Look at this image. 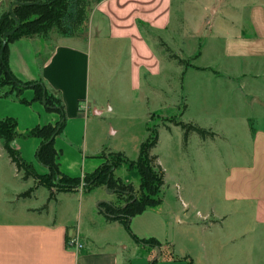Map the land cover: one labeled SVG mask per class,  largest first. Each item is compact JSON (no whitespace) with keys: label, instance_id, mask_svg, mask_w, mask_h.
<instances>
[{"label":"rangeland","instance_id":"rangeland-1","mask_svg":"<svg viewBox=\"0 0 264 264\" xmlns=\"http://www.w3.org/2000/svg\"><path fill=\"white\" fill-rule=\"evenodd\" d=\"M44 2L46 0H0V17L11 11L14 4L31 7L26 9L21 21L16 18L20 31L10 39L0 36L8 48L9 67L14 52L19 59L18 67L24 69L21 65L24 58L27 66L32 62L38 69L54 45L77 41L85 44L92 40L89 96L101 113L89 111L86 145L71 141V137L84 132L82 122L77 125L75 120L67 119L69 133H66V124L64 133L55 140V148L60 152L59 169L68 176L83 177L100 165L102 158L103 164H117L115 175L131 184L134 190L118 184L109 190L99 185L91 191L81 189L76 195L62 196L59 204L50 201L48 205L46 198L50 190L43 186L48 184L47 171L35 158L39 140L25 138L20 133L36 124L52 122L45 116L56 115L47 112L37 101L31 105L20 103L17 98L32 100L33 90L19 94L17 87L6 83L0 73V118L13 117L18 121L19 136L12 144L21 147L22 157L35 166L39 176L36 180H23V173L17 171L0 141V223L10 226L13 222L40 221L43 213L38 211L47 204L51 212L46 213L43 221L54 218L55 221L57 217L61 224L72 223L82 234L94 237L98 245L94 250L101 251L100 245L107 241L111 244L106 252H117L120 258L126 255L130 262L141 264L139 261L144 254L133 249L130 235L123 227L106 225L96 208L99 200L124 207L128 194L135 193L142 202H150L149 198L154 200L157 208L150 211L151 214L160 213L166 218L167 234L159 240L161 246L155 248L152 258H158L157 263L173 257L174 261L185 264L189 260L193 264H264V227L254 223L253 207L222 205L219 211L225 212V218L212 213L220 207L227 169L246 163L250 158L251 139L257 130L264 131V60H257L262 66L255 67L251 62L232 61L223 56L232 42L243 52L264 50V44L256 40L255 30L249 23L251 10L264 5V0H173L169 29L159 35L147 34L151 45L162 56V76L150 81V85L143 81L137 91L131 90L129 78L122 73L119 64L117 67L114 56L99 58L101 42L95 36L89 37L87 24L73 38H64L54 29L37 32L44 28L50 10L48 6L37 7ZM94 5L95 0H89L88 15ZM169 55L185 60L186 74H182L184 68ZM193 66L215 72L199 71ZM14 76L20 82H42ZM29 93L31 96L27 98ZM255 98L262 104L254 101ZM179 121L197 125L209 134L204 137L192 131L186 135L185 130L175 128ZM249 123L254 133H249ZM147 135L159 136L151 155L158 157L157 163L165 175L162 187L154 193L144 189L142 195L138 171L125 159L136 160ZM238 150L245 156L237 157ZM100 152L101 158L94 156ZM117 152L124 156H115ZM29 188H34L33 192L21 197ZM51 191L55 193V200L62 193L55 186ZM33 208L36 210L28 213ZM238 208L242 211L241 218L236 216ZM59 227L53 231L52 239L48 235L53 248V257L49 259L53 264L59 262ZM71 238L79 241L77 236L69 240Z\"/></svg>","mask_w":264,"mask_h":264},{"label":"crops","instance_id":"crops-1","mask_svg":"<svg viewBox=\"0 0 264 264\" xmlns=\"http://www.w3.org/2000/svg\"><path fill=\"white\" fill-rule=\"evenodd\" d=\"M172 6L173 0H103L98 3L95 2L88 15L86 24L87 30L89 28V37L95 36L101 42L99 58L114 56L119 62L115 63L117 67L119 64L122 73L125 72L124 74L129 78L132 91L139 90L143 81L150 85V81L158 80L162 76V56L151 45L147 34L150 32L159 35L160 32H166L169 29L172 21ZM138 21L147 25L144 27V33L140 31ZM249 23L255 30L256 40L264 44V5H257L251 10ZM233 43L227 45L225 52L223 50L225 58L232 61L251 62V66L253 64L255 67L262 66L256 61L264 60V50L256 53L243 52L240 47L236 48ZM92 54L93 44L92 40L89 39L85 44L77 41L54 45L46 58L40 62L38 69L33 66L32 62H30V66H27L24 58L21 60L24 69L18 67L20 64L15 52L10 59V69L18 78L41 80L49 91L56 93L61 98L67 119L69 121L75 120L77 125L82 122L84 132L79 133L76 138L71 137L72 143L77 145L82 142L84 145L87 143L85 127L89 120V111H95V114L101 113L97 103H92L89 96ZM186 72L185 69V74ZM27 96L29 98L31 94L29 93ZM26 100L30 102L29 105L33 103L32 100ZM50 114H55L56 117L45 116V118L46 120H53L52 122L47 121L43 125L36 124L27 128L20 135H24L36 126L55 124L58 115L56 113ZM41 115L39 114V116ZM66 133H69L68 121ZM249 133H251L250 130ZM34 139H38L40 144L39 138ZM251 140L250 158L246 163L231 165L227 169L222 185L221 208L215 209V213L212 210V213L214 216L225 218V212L219 211L222 210V205L226 208L229 206H231L229 208L232 206H242L243 208L251 206L254 211V223L264 227V131L257 130ZM12 142L11 146L21 154V147L17 144L13 146ZM201 143L206 142L202 141ZM100 154L101 152L94 156L101 158ZM87 156L85 155V157ZM236 156L242 158L245 153L238 150ZM101 160L100 165L103 164V159L101 158ZM33 168L36 169L34 165ZM44 171L47 170L44 168ZM80 190L72 193L62 192L53 202L57 201L59 204L62 196L76 195ZM47 204L49 205V203ZM48 205L47 209L43 210L42 207L40 212L38 211L40 214L43 213L40 221L33 219L27 222H13L10 226L0 223V264H53L49 259V257H53L51 239L53 231L59 226L61 228V246L58 254L59 262L55 264H134L128 260L124 251L122 253L125 255L124 258H120L117 252H106V247L111 244L107 241H103L100 245L101 251L94 250L98 247L94 237L91 234H82L80 228L72 223L63 222L61 224L57 217L55 221H53L55 218L51 221H43L46 213L49 212L50 214L51 212ZM155 208H149L131 219L130 229L138 238H157L159 241L167 234L166 218L160 213L151 214L152 212H150L154 211ZM240 209L238 208L236 211L238 218L242 216ZM35 210L36 208L29 209L28 213ZM97 213L101 215L99 212ZM104 223L112 225V227H122L118 223H109L105 219ZM73 236H77L79 241L81 240L82 249L68 247L69 238ZM131 240L132 245H134L132 246L133 249L144 254L143 260L139 263L149 264L156 254V249L136 244L132 238ZM157 264L185 263L163 258Z\"/></svg>","mask_w":264,"mask_h":264},{"label":"trees","instance_id":"trees-1","mask_svg":"<svg viewBox=\"0 0 264 264\" xmlns=\"http://www.w3.org/2000/svg\"><path fill=\"white\" fill-rule=\"evenodd\" d=\"M101 1L103 0H95L97 3ZM47 6L50 10L43 24L44 28L37 31L39 33H45L48 29H54L64 38H73L83 30L87 23L89 0H46L44 4L38 5L37 7ZM30 8V6L14 4L11 11L4 13L0 17V36H5L6 32L13 30L17 26L16 18L21 21L27 12L26 9ZM138 26L140 31L144 33V27L147 25L144 22L138 21ZM20 29L21 27L7 37L9 39L12 38ZM8 55L7 46L3 45V41L0 40V73L5 77L6 83H10L17 87L19 94H22L27 89H32L34 92L32 101L41 103L47 112L56 113L58 115V120L55 124L36 126L27 131L24 135H20L25 138L40 139V144L35 152V158L37 162L47 170L45 179L48 184H42L46 189L50 190L47 203L55 200V193L51 191L53 186L57 187L58 191L64 193L77 192L80 189L91 191L99 185L109 190L114 188L117 184L122 188H131L130 191L134 190L131 184L124 183L121 178L115 175L117 169V164L115 163L101 164L93 172L85 173L83 177H70L61 172L57 161L60 152L55 148V140L64 133L67 124V116L62 100L59 96H54L42 82H20L10 70ZM169 57L174 59L183 68L186 65L185 60L178 56L172 57L169 55ZM193 67L199 71L209 70L215 72L210 68ZM182 74H185V68ZM0 84H2L1 81ZM17 100L25 105L30 104V102L24 98H17ZM175 125L185 130L186 135L192 131L204 137L209 134L205 129L192 123L179 121ZM249 128L251 133H254L252 123H249ZM17 136H19V134L17 132L16 119L12 117L0 118V141L8 158L15 165L17 171L23 173V180H36L39 176L33 168V165L25 161L21 157V154L11 146L12 140ZM157 143V136L152 137L148 135L146 141L141 143L136 160L133 162L125 159L131 167H136L138 171L140 187L142 189L140 192L142 195L144 189L152 193L156 191V189L162 187L164 183L165 172L157 163L158 157L151 155V149L155 148ZM114 155L118 157L124 156L123 153L120 152ZM33 190L34 188H29V190L21 194V197H28ZM149 199L150 202H142V199H139L135 193H130L128 194L127 205L124 207L116 206L110 201L101 200L97 203V209L107 222L120 224L136 244L158 248L161 244L157 239H140L135 236L130 229V222L134 216L149 208L157 207L154 200L151 198ZM42 209H47V204L44 205ZM157 259L158 258L152 259L149 264H157ZM171 259L174 260L173 257H171ZM187 264H193V262L189 260Z\"/></svg>","mask_w":264,"mask_h":264},{"label":"built area","instance_id":"built-area-1","mask_svg":"<svg viewBox=\"0 0 264 264\" xmlns=\"http://www.w3.org/2000/svg\"><path fill=\"white\" fill-rule=\"evenodd\" d=\"M68 247H73V248H77V249H82V244L78 241V240H76L75 238H71L69 241H68Z\"/></svg>","mask_w":264,"mask_h":264},{"label":"water","instance_id":"water-1","mask_svg":"<svg viewBox=\"0 0 264 264\" xmlns=\"http://www.w3.org/2000/svg\"><path fill=\"white\" fill-rule=\"evenodd\" d=\"M10 10H11V8H10ZM16 20H17V19H16ZM17 24H18V26H17L14 30H12V31H10V32H7V33L5 34L4 39H5L7 36L12 35V34H13V33L19 28V24H20V22L17 21ZM254 101H256V102L262 104L257 98H255Z\"/></svg>","mask_w":264,"mask_h":264}]
</instances>
